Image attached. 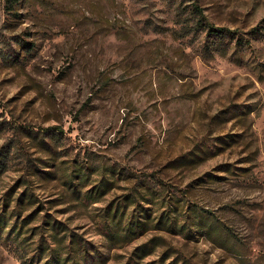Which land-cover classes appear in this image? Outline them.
<instances>
[{"label": "rangeland", "instance_id": "obj_1", "mask_svg": "<svg viewBox=\"0 0 264 264\" xmlns=\"http://www.w3.org/2000/svg\"><path fill=\"white\" fill-rule=\"evenodd\" d=\"M196 4L237 33L209 35ZM3 156L0 201L26 182L45 204L27 228L52 213L106 264L152 238L139 264H264V0H0ZM77 167L83 191L113 184L99 202L71 194ZM127 196L153 227L111 245L96 220ZM168 209L175 230L155 225ZM0 264H25L5 237Z\"/></svg>", "mask_w": 264, "mask_h": 264}, {"label": "trees", "instance_id": "obj_2", "mask_svg": "<svg viewBox=\"0 0 264 264\" xmlns=\"http://www.w3.org/2000/svg\"><path fill=\"white\" fill-rule=\"evenodd\" d=\"M18 2L19 0H6L7 11L15 12ZM195 8L205 17L199 4H196ZM204 20H206L204 25L209 35H219L223 41L227 36L237 33L230 27L209 23L206 17ZM258 29V27L253 28L254 31H258ZM241 43L242 37L239 36L238 44ZM4 159V156L0 157V163ZM67 176L66 183L71 188V194L80 201L90 198L89 201L99 202L113 185L110 181H103L104 185L100 183L99 186H93L83 191L82 188L87 186L85 182L88 178L87 170L77 167L75 172L71 171ZM19 181L6 192L0 201L2 204V207L0 205V240L5 237L14 242L17 248L22 251L25 264H106L111 256L104 251L103 245L83 235L52 213H45L42 221L31 229L27 228L30 223L35 221V218L41 215L45 204L38 202L35 189L22 185L26 182ZM21 186L24 188L19 190ZM60 198H51V201ZM134 199L127 196L124 200L112 201L98 214L99 219L96 221L102 225L100 233L108 237V243L111 245L119 244V242L129 243L146 234L153 227L152 211L149 207L140 204L136 210L130 212L129 208L134 203ZM28 209L31 211L25 214ZM170 210L161 213L155 225L175 230L179 226L181 218ZM191 223L195 224V221ZM186 226L187 224H181V230H184ZM158 244L159 242L155 238L137 244L125 264H139L142 258L157 251ZM163 254L164 256L162 255L156 264L167 262L170 254H166V252Z\"/></svg>", "mask_w": 264, "mask_h": 264}]
</instances>
